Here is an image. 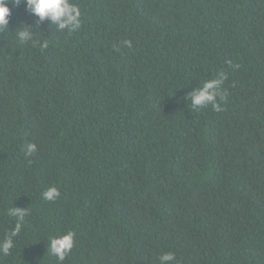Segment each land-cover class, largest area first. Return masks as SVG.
<instances>
[{"label":"trees","instance_id":"1","mask_svg":"<svg viewBox=\"0 0 264 264\" xmlns=\"http://www.w3.org/2000/svg\"><path fill=\"white\" fill-rule=\"evenodd\" d=\"M70 2L78 31L23 0L0 29V264H264V0Z\"/></svg>","mask_w":264,"mask_h":264},{"label":"clouds","instance_id":"2","mask_svg":"<svg viewBox=\"0 0 264 264\" xmlns=\"http://www.w3.org/2000/svg\"><path fill=\"white\" fill-rule=\"evenodd\" d=\"M9 2L10 0H0V29L5 27L8 28V17L10 15V9L8 7ZM11 2L18 5L21 3V0H11ZM23 3L26 8L29 9L33 15L39 17L41 21L47 18L50 22L56 24L58 29L68 28L71 33L74 30L78 31L82 26L81 10L76 3L70 2V0H23ZM17 37L21 41L26 40L28 38V33L25 30H20L17 33ZM123 43L125 46L131 47L129 41L125 40ZM45 46H47V42H45ZM225 78V74L220 73L219 79L207 80L199 88L194 90L191 94L193 105L199 108L211 105L215 111H222L223 109L217 103V97L223 99L220 92V85L224 82ZM36 151L37 147L35 144L29 143L27 145L26 154L32 155ZM59 195V190L56 187H49L42 193L43 199L47 201H53ZM9 214L17 217V223L10 235L3 241H0V252H3L5 255H7L13 247L12 237L16 236L21 230L26 210L13 208L9 211ZM73 235L74 234L69 231L63 235L49 239V252L54 255L58 261L63 262L66 256L71 252L74 246ZM174 259L175 256L171 252L161 254L158 257L159 264H169V262Z\"/></svg>","mask_w":264,"mask_h":264}]
</instances>
